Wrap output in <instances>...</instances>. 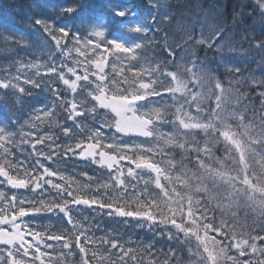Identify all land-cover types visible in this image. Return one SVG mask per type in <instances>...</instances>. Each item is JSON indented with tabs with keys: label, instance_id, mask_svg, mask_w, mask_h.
Instances as JSON below:
<instances>
[{
	"label": "snow or ice",
	"instance_id": "obj_1",
	"mask_svg": "<svg viewBox=\"0 0 264 264\" xmlns=\"http://www.w3.org/2000/svg\"><path fill=\"white\" fill-rule=\"evenodd\" d=\"M14 7L0 264H264V0Z\"/></svg>",
	"mask_w": 264,
	"mask_h": 264
},
{
	"label": "trees",
	"instance_id": "obj_2",
	"mask_svg": "<svg viewBox=\"0 0 264 264\" xmlns=\"http://www.w3.org/2000/svg\"><path fill=\"white\" fill-rule=\"evenodd\" d=\"M173 4L189 5L194 7L198 0H171ZM203 2V0H200ZM227 3L228 0H225ZM26 3V0H0V14L8 13L10 17L14 18V21L21 31H26L25 26L21 23L22 14L15 10L14 6L22 5Z\"/></svg>",
	"mask_w": 264,
	"mask_h": 264
}]
</instances>
